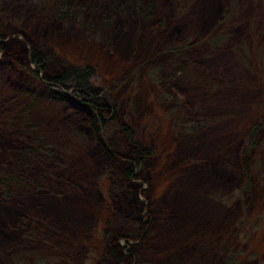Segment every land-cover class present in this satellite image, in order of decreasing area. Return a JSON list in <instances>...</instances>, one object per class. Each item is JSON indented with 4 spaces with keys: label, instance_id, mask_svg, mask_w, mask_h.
<instances>
[{
    "label": "rangeland",
    "instance_id": "obj_1",
    "mask_svg": "<svg viewBox=\"0 0 264 264\" xmlns=\"http://www.w3.org/2000/svg\"><path fill=\"white\" fill-rule=\"evenodd\" d=\"M153 1L172 4L167 26L139 39L136 28L113 37L97 24L61 27L35 1L0 0L2 41L44 46L80 70L93 68L117 121L152 153L141 232L129 219L134 199L117 164L106 165L92 134L84 138L68 124L72 110L43 102L48 119L37 122L38 134L50 157L33 161L41 188L29 207L18 195L0 198V264H110L107 244L123 231L133 238L117 243L137 250L134 264L264 262V137L249 175L240 168L241 145L264 114V0ZM227 10L229 20L213 32ZM14 62L0 52V110L17 100L8 116L27 105L26 91L47 90L34 65L28 71ZM1 114L0 155L8 158L11 129Z\"/></svg>",
    "mask_w": 264,
    "mask_h": 264
},
{
    "label": "trees",
    "instance_id": "obj_2",
    "mask_svg": "<svg viewBox=\"0 0 264 264\" xmlns=\"http://www.w3.org/2000/svg\"><path fill=\"white\" fill-rule=\"evenodd\" d=\"M18 3H25V0H13ZM35 1L37 3V8L40 13L42 10L43 17L51 18L57 21L58 25L61 27H72V29H87L91 30L97 26L99 30L111 36H122L125 32H132L133 29H139L138 35L139 39L145 33L150 31H161L167 25V15L169 9L172 12V8H169L172 4H166L163 6H158L153 0H29ZM178 4L189 0H173ZM22 6V5H21ZM230 12L224 11V14L220 16L217 20L212 31L216 30L219 26L225 24L230 18ZM227 18V19H226ZM138 21V23H137ZM68 29V28H66ZM182 28L180 26L172 27L174 32L178 33ZM208 32L204 37V41L209 38L212 33ZM213 31V32H214ZM4 34L0 29V40L4 39ZM10 44L1 41L0 42V52L5 57H8L11 62L17 61L14 64H19L23 69L29 71V67L35 66L37 69L34 76L44 83L52 82L53 84L60 85L65 88L66 91L77 93V98L82 102L77 106L79 110L83 111L87 115V118L83 121V127L79 125L75 126L77 132L83 134L84 138L89 137V133L92 134L90 139L94 141L97 148H99L102 155L107 156L106 165H116L118 170L123 174V181L127 183L130 182L132 178H137L135 171L142 170L143 166L147 165L142 163L143 152L139 151L132 152L125 156L123 151H117L116 145L112 142H106L102 139L101 128L103 127L108 132L116 133L118 128H122V133L126 135V140L123 139V143L134 140V133L132 130L126 126L122 125L117 121V112L114 109L111 98L109 94L105 92L103 88L96 85L94 81L95 72L93 68H87L85 70H80L71 64L65 62L62 58H57L53 51H49L44 46L32 45L31 51L28 50L26 45H22L23 42L19 40H13ZM162 49L161 51H163ZM166 51L169 53L179 52L176 47L167 48ZM161 54L160 50L157 51ZM56 62V63H55ZM42 73V75H41ZM161 75H164V70L159 67ZM169 78L172 76L169 74ZM52 91V97L56 96L59 92L54 94V89L51 87L47 88ZM61 97V96H57ZM63 99V98H61ZM17 100L12 98L9 100V105L7 101L3 102L2 105V120L5 119L6 127L11 129L9 141L10 149L7 150L8 158L2 157L0 155V198H12L15 195L17 199L15 200L18 205L19 201H25V205L28 207L31 205L32 198L31 195L35 194L36 191L41 188V173H37L36 177L33 174V161L46 164L48 158L50 157L49 151L52 147L47 146L48 144L40 137L41 125L37 122H30L24 119L27 116L24 114L26 111L31 110L28 106H22L17 115H10L7 113V109L11 108L12 105L16 104ZM11 112V111H10ZM105 113L110 116L109 120H102L100 118V113ZM5 116V117H3ZM4 118V119H3ZM28 118V117H27ZM100 127V128H99ZM86 132V133H85ZM93 132V133H92ZM112 138H118V134L113 135ZM262 137H264V114L261 119L254 124V126L247 133L244 143L241 145L242 157L245 158L246 162L244 165H240L241 169H244L246 175H249L248 168H250L251 163L254 161V153L257 148H259L262 143ZM28 138L29 142L23 141ZM18 145L20 149H15L13 146ZM119 144V143H115ZM137 144V143H136ZM139 145V144H137ZM145 152L150 157V149L143 147ZM144 151V150H143ZM116 152V153H115ZM115 156H114V155ZM104 155V156H105ZM125 156V157H124ZM114 157V158H113ZM244 172V171H243ZM245 175V173H244ZM243 175V176H244ZM33 176V177H32ZM48 179L47 175L45 179ZM245 178V176H244ZM248 178V177H246ZM251 182L247 180L243 191L251 192ZM138 187V188H137ZM128 188L132 190V195L140 189V186L128 185ZM19 198V200H18ZM132 206V207H131ZM144 206L137 199L129 203L128 207L132 213L129 214L130 220L135 221L134 226H138V229L142 232L144 229V224L141 220V214L144 210ZM135 214V217L131 215ZM128 215V214H127ZM125 231L121 232L114 243L107 244L108 254L110 256V264H132L133 263V253L132 250L128 255L125 254L127 248L131 246L123 247L118 244V240L121 238L131 239L133 237L124 234ZM237 253H233L232 259Z\"/></svg>",
    "mask_w": 264,
    "mask_h": 264
},
{
    "label": "bare ground",
    "instance_id": "obj_3",
    "mask_svg": "<svg viewBox=\"0 0 264 264\" xmlns=\"http://www.w3.org/2000/svg\"><path fill=\"white\" fill-rule=\"evenodd\" d=\"M42 75V73H41ZM44 84L46 85V89L48 87H51L52 89H54V94L56 92H59L56 96L52 97V91L51 90H46L45 89H42V90H39L38 92L35 93V91H32V90H28L25 92V97L27 98V105L28 106V109L29 108L31 110L29 111H26L24 114L28 117L27 120L30 121V122H38L39 120H45L44 118H47L45 115L44 117H42V113H43V109L41 110V107L40 105L43 103V102H47L48 101H51L53 103L54 106H57V107H60L62 108V110L64 112L67 111V109H70L74 112L75 116H71V115H68V124H70L71 126H77L79 125L80 127L84 128L83 127V121L84 119L87 118V115L85 113H83V111L79 110L77 106H81L80 104L84 101H80L79 103V100L77 98V93H73V92H69V91H66L65 88L61 87L60 85H57V84H53L52 82H46L44 81ZM57 96H61V97H57ZM63 98V99H61ZM40 107V108H38ZM38 108V109H37ZM37 109V110H35ZM35 111V113H33ZM100 113V118L102 120H109L110 119V116L105 114V113ZM52 118V120L55 119V117H50ZM31 119V120H30ZM48 119V118H47ZM100 128V127H99ZM85 129V128H84ZM117 134H118V138H112L114 136H111V133L108 132L106 129H104L103 127L101 128V137L103 140H105L106 142H112L114 143V145H116V148H117V151L116 152H119L121 149L124 150V153H125V156L129 155L130 153L132 152H137L138 154H140V156H142V154L139 152V151H142L143 152V158L142 159V163L145 164L147 162V159L151 157L148 156V154L145 152V149L142 148L141 146L137 145L136 143H134L133 140L129 141V142H126V143H122L120 144L121 142H123V139L126 140V135H124L122 133V128H118L117 131H115ZM93 133V132H92ZM119 141V144H115L116 142L118 143ZM121 141V142H120ZM144 147V146H143ZM14 150L15 149H20L18 145H15L13 146ZM144 150V151H143ZM115 152V153H116ZM114 155V154H113ZM115 156V155H114ZM124 156V157H125ZM114 158V157H113ZM152 163V162H151ZM151 167V164H148L146 166H143L142 167V170H136L135 171V175L137 174V178H132L130 180V182L128 183V185L130 184L131 186H140V189L138 190V192H136L137 194H133V199H137L140 203H142L143 205H145L144 203V197H142L141 195L145 194L144 191L146 190V185H145V182L143 181L144 179V174L146 173V169L147 168H150ZM214 174V176H213ZM212 176L216 179H219L220 180V177L219 175H217L215 172L212 173ZM222 181V180H221ZM145 185V186H144ZM138 188V187H137ZM129 189V192L132 194V190ZM146 205L144 206V210L141 214V220L143 222V224H145L144 220H143V215H146ZM134 217H135V214H134ZM132 250V255H133V258L132 259L133 261H135L137 255H138V252H136L137 250L134 249V248H127V251L125 252L126 255L129 254V252H131ZM192 255V253H190V256ZM134 264V263H132Z\"/></svg>",
    "mask_w": 264,
    "mask_h": 264
},
{
    "label": "water",
    "instance_id": "obj_4",
    "mask_svg": "<svg viewBox=\"0 0 264 264\" xmlns=\"http://www.w3.org/2000/svg\"><path fill=\"white\" fill-rule=\"evenodd\" d=\"M258 264H264V262H260V263H258Z\"/></svg>",
    "mask_w": 264,
    "mask_h": 264
}]
</instances>
